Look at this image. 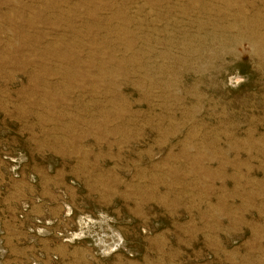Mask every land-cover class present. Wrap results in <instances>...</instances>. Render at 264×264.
<instances>
[{"label": "rangeland", "instance_id": "1", "mask_svg": "<svg viewBox=\"0 0 264 264\" xmlns=\"http://www.w3.org/2000/svg\"><path fill=\"white\" fill-rule=\"evenodd\" d=\"M30 208L93 264H264V0H0V264Z\"/></svg>", "mask_w": 264, "mask_h": 264}, {"label": "crops", "instance_id": "2", "mask_svg": "<svg viewBox=\"0 0 264 264\" xmlns=\"http://www.w3.org/2000/svg\"><path fill=\"white\" fill-rule=\"evenodd\" d=\"M72 210V208H70ZM65 212L64 208H30L27 214V221L25 223H12L9 222L5 225L3 224L4 231L6 234L5 242H9L14 246H22L20 251L16 250L17 254L23 253L25 250L32 251L31 253L35 256L39 253L44 264H93L94 258L90 257L88 251H85L83 245H79L83 248V255L80 251H75L71 244H66L59 242L54 232L61 228L69 229L74 225L73 219L75 218V213L68 218H63ZM84 218V215H81ZM35 219H40L44 221H49L52 226L48 228V232L44 237H36L30 234L29 227H32V222ZM14 220V219H13ZM78 247V248H80ZM90 253L92 249H89ZM77 254V257L74 254ZM93 254V252H92ZM30 256H32L30 254ZM56 257L55 261L51 258Z\"/></svg>", "mask_w": 264, "mask_h": 264}, {"label": "built area", "instance_id": "3", "mask_svg": "<svg viewBox=\"0 0 264 264\" xmlns=\"http://www.w3.org/2000/svg\"><path fill=\"white\" fill-rule=\"evenodd\" d=\"M37 224H39V222H36ZM71 233H68L67 235H70ZM72 235V234H71ZM81 234L79 233V234H77L76 236H72L71 238H70V240H68V239H66L65 241L66 242H68V241H74V240H77V239H79V238H77L78 236H80Z\"/></svg>", "mask_w": 264, "mask_h": 264}]
</instances>
